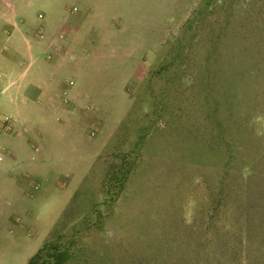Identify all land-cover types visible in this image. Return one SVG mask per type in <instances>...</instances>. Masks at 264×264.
Listing matches in <instances>:
<instances>
[{
  "label": "rangeland",
  "instance_id": "1",
  "mask_svg": "<svg viewBox=\"0 0 264 264\" xmlns=\"http://www.w3.org/2000/svg\"><path fill=\"white\" fill-rule=\"evenodd\" d=\"M30 3L33 55L69 32L87 53L62 79L90 97L82 123L55 114L52 149L76 148L49 158L61 176L39 170L0 211L23 228L0 234V264L47 241L67 264H264V0Z\"/></svg>",
  "mask_w": 264,
  "mask_h": 264
},
{
  "label": "crops",
  "instance_id": "2",
  "mask_svg": "<svg viewBox=\"0 0 264 264\" xmlns=\"http://www.w3.org/2000/svg\"><path fill=\"white\" fill-rule=\"evenodd\" d=\"M30 2L31 0H25L13 5L8 0L0 1V118L11 117V122L6 127L0 121V148L8 151L0 163V172L4 174L0 175V211H5L3 219L8 218L7 211L19 210V205L23 203L22 195L27 193V181L33 176H39V170L55 172L57 178L61 176V171H56L58 169H49L50 157L58 153L75 157V147H72V151L68 146L64 152L53 150V144H57L60 138L59 131L55 129L64 123H56L54 117L55 114H61L74 119L77 124L82 123L76 116L82 101L90 97L83 95L79 90L68 89L69 81L65 84L62 79L63 73L69 71L71 62H74V69L82 66L83 55L87 53L85 46L78 49L77 39H68L69 32L63 49H60L61 45L55 50L44 45L41 49L38 45L46 57L37 59L33 55V45L28 33L31 29L28 17ZM18 19H22V22L19 23ZM77 36H80V33L76 34ZM51 52L53 58L48 59L47 55ZM76 75L81 78L79 72ZM65 90L71 92L68 104L64 103ZM38 140L41 144L37 143ZM32 149L40 156L38 160L36 155H31ZM21 166L25 169L22 176L15 173ZM15 182L19 188L13 193L11 186ZM7 222L3 224V230L10 229L17 240L15 242L21 241V225ZM11 229H14V232ZM3 230L0 229V234ZM30 257L32 255L26 258L24 264H27Z\"/></svg>",
  "mask_w": 264,
  "mask_h": 264
},
{
  "label": "trees",
  "instance_id": "3",
  "mask_svg": "<svg viewBox=\"0 0 264 264\" xmlns=\"http://www.w3.org/2000/svg\"><path fill=\"white\" fill-rule=\"evenodd\" d=\"M71 258L72 252L68 245H63L59 241H47L27 264H67Z\"/></svg>",
  "mask_w": 264,
  "mask_h": 264
},
{
  "label": "built area",
  "instance_id": "4",
  "mask_svg": "<svg viewBox=\"0 0 264 264\" xmlns=\"http://www.w3.org/2000/svg\"><path fill=\"white\" fill-rule=\"evenodd\" d=\"M75 10H77V8H75ZM43 15L40 14L39 15V18H42ZM40 38L41 39H45L46 38V35L42 34L40 35ZM65 36L63 34H60L57 38H54L53 40H49L48 43H49V46L51 48V50H55V49H58L59 45H60V42H62L64 40ZM53 58V53H49L48 54V59H52ZM75 85V82L73 80H70L69 83H68V87L71 88ZM64 103L65 104H68L69 103V91L68 90H65L64 91ZM0 121L2 123V125H4V127L8 126L9 123L11 122V117L9 116H3L0 118ZM92 136H95L96 135V130L92 131L90 133ZM7 150L5 148H0V162H2L4 159H5V155L7 154Z\"/></svg>",
  "mask_w": 264,
  "mask_h": 264
}]
</instances>
